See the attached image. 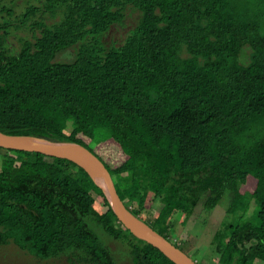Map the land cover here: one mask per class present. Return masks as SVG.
<instances>
[{
	"label": "trees",
	"instance_id": "trees-1",
	"mask_svg": "<svg viewBox=\"0 0 264 264\" xmlns=\"http://www.w3.org/2000/svg\"><path fill=\"white\" fill-rule=\"evenodd\" d=\"M39 2L23 21L55 20L35 21L18 50L0 23V131L85 146L130 211L180 249L172 235L196 207L229 192L216 262L264 263V0ZM111 240L127 243L130 264H175L118 221L84 169L0 147V246L119 264Z\"/></svg>",
	"mask_w": 264,
	"mask_h": 264
},
{
	"label": "rangeland",
	"instance_id": "rangeland-1",
	"mask_svg": "<svg viewBox=\"0 0 264 264\" xmlns=\"http://www.w3.org/2000/svg\"><path fill=\"white\" fill-rule=\"evenodd\" d=\"M28 6L41 7L39 0H0V23H8L9 36L8 43L11 50L16 51L20 47L21 38L33 39L40 32L35 25V21L44 23L54 22V18L50 13L43 14L39 11L29 20L23 21L22 13ZM3 7L12 9L14 14L9 16L7 13L1 12ZM134 19L131 20L130 27H133ZM111 30L108 40L112 43H120L128 33L129 28ZM70 53L62 55L63 59H69ZM232 194L227 192L221 202L213 209L207 210L203 208V204L196 207L193 214L188 218L183 231L172 235V239H176L178 245L199 264H217L216 257L212 251L211 242L215 232L220 228L221 221L226 215V209L231 203ZM251 208L243 217V220H254V203H251ZM158 208V207H157ZM155 208V209H157ZM109 245L114 250L118 257L119 264H130L125 251L128 247L127 243L116 240H111ZM25 252L19 250L15 245L0 246V264H35L32 262L33 257L27 256ZM31 261V262H27ZM65 257L50 259L47 264H66ZM25 264V263H24ZM259 264H264L260 262Z\"/></svg>",
	"mask_w": 264,
	"mask_h": 264
},
{
	"label": "water",
	"instance_id": "water-1",
	"mask_svg": "<svg viewBox=\"0 0 264 264\" xmlns=\"http://www.w3.org/2000/svg\"><path fill=\"white\" fill-rule=\"evenodd\" d=\"M0 147L9 150L41 153L75 163L84 169L94 183L102 189L118 221L135 237L159 249L175 264H198L185 251L130 211L121 200L113 178L105 164L85 146L73 141L51 140L33 135H15L0 131Z\"/></svg>",
	"mask_w": 264,
	"mask_h": 264
},
{
	"label": "flooded vegetation",
	"instance_id": "flooded-vegetation-1",
	"mask_svg": "<svg viewBox=\"0 0 264 264\" xmlns=\"http://www.w3.org/2000/svg\"><path fill=\"white\" fill-rule=\"evenodd\" d=\"M50 259H47V260H40V259H37V258H34V260H32L33 263L35 264H47V262L49 261ZM53 260V259H52ZM25 264H26V261H23ZM27 262H31V261H27ZM23 263V264H24Z\"/></svg>",
	"mask_w": 264,
	"mask_h": 264
}]
</instances>
